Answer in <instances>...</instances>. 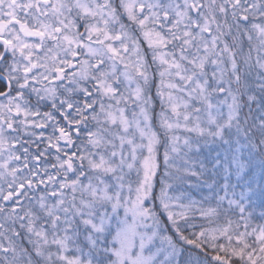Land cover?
Listing matches in <instances>:
<instances>
[{
	"label": "snow or ice",
	"instance_id": "snow-or-ice-1",
	"mask_svg": "<svg viewBox=\"0 0 264 264\" xmlns=\"http://www.w3.org/2000/svg\"><path fill=\"white\" fill-rule=\"evenodd\" d=\"M0 264H264V0H0Z\"/></svg>",
	"mask_w": 264,
	"mask_h": 264
},
{
	"label": "trees",
	"instance_id": "trees-1",
	"mask_svg": "<svg viewBox=\"0 0 264 264\" xmlns=\"http://www.w3.org/2000/svg\"><path fill=\"white\" fill-rule=\"evenodd\" d=\"M257 211H259V209H257ZM25 246H27V245H25Z\"/></svg>",
	"mask_w": 264,
	"mask_h": 264
}]
</instances>
